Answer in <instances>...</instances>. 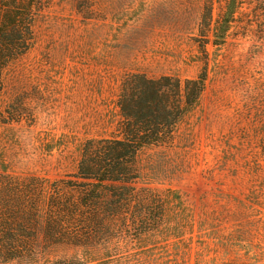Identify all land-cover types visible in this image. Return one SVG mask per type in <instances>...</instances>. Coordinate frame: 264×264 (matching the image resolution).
<instances>
[{
  "label": "rangeland",
  "instance_id": "374dc122",
  "mask_svg": "<svg viewBox=\"0 0 264 264\" xmlns=\"http://www.w3.org/2000/svg\"><path fill=\"white\" fill-rule=\"evenodd\" d=\"M33 2L32 47L3 75L0 173L49 184L73 175L88 140L114 136L126 75L205 74L173 142L138 153L133 188L162 202L146 205L151 227L111 236L109 262L264 264V35L247 33L248 5L216 38L202 25L206 0Z\"/></svg>",
  "mask_w": 264,
  "mask_h": 264
},
{
  "label": "trees",
  "instance_id": "16d2710c",
  "mask_svg": "<svg viewBox=\"0 0 264 264\" xmlns=\"http://www.w3.org/2000/svg\"><path fill=\"white\" fill-rule=\"evenodd\" d=\"M33 1L0 0V96L4 72L34 42L40 10ZM223 2L222 18L227 19L214 31L216 0L205 2L202 25L208 33L227 36L237 10L248 5L247 33L256 28L264 35V0ZM206 80L205 74L185 81L128 74L118 95L120 120L114 136L88 140L75 174L49 184L35 176L0 173V264H110L111 236L124 228L151 227L146 205L162 202L157 192L133 188L141 176L138 153L173 142L180 121L199 102ZM8 121L0 110V124ZM54 248L64 254L52 258Z\"/></svg>",
  "mask_w": 264,
  "mask_h": 264
}]
</instances>
